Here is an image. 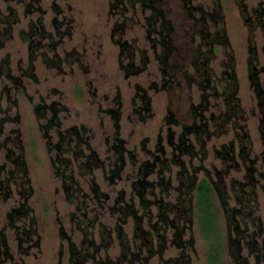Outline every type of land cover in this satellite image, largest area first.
Returning a JSON list of instances; mask_svg holds the SVG:
<instances>
[{"label": "trees", "instance_id": "16d2710c", "mask_svg": "<svg viewBox=\"0 0 264 264\" xmlns=\"http://www.w3.org/2000/svg\"><path fill=\"white\" fill-rule=\"evenodd\" d=\"M161 1L110 0V11L113 14L126 17L120 22L116 21L112 29V35H118L114 42L120 47V68L126 76L141 73L147 67L148 60L145 51L141 55V64L137 65L135 63L136 44L122 39L131 20L125 13L136 3H139L142 9L150 10V14L146 16L149 25L146 37L153 43L152 48L156 59L162 65H168V60L176 50L171 38L173 26L171 21L165 17L163 9L159 7ZM17 2L22 3L25 15H32L34 12L39 14L28 21L27 28L19 29V36L28 43L30 50L29 65L24 70L23 76L36 77L34 61L38 56L48 66L56 67L61 71L64 61L72 63L79 59L74 50L67 52L63 57L57 52L63 38L72 33L70 23L68 22L66 27L64 21L59 19L62 9L57 0L52 2V9L56 14L52 18L53 29L50 30L44 23L45 10L42 8L40 0H30L29 2L17 0ZM238 3L242 7L243 21L248 29V74L250 86L260 110V128L264 137V82L262 80L264 64L260 65L259 63L255 41L257 29H260L264 35V8H257L250 14L244 0H239ZM194 9L195 7L190 11L191 16L194 15ZM197 20L204 22L212 20L215 25L214 31L201 32L203 42L194 55V61L197 63L196 68L202 79L199 83L202 90L201 97L198 103L191 101L188 105V112L192 120L190 123H181L173 111H168L166 121L169 127L166 140L171 147L169 154L162 142V137L159 138L154 152L147 148V140H144L142 149L152 157L138 162L137 155L127 149L126 140L121 135L122 110L120 107L111 108L107 111L113 117L114 134L111 143L110 139H107L112 154L108 157L109 162L106 169L105 159L100 157L96 149L92 148L89 141L90 136L84 125L62 128L63 121L59 118V113L66 107L60 106L57 101L47 103L45 100L34 106V112L41 120L39 128L46 138L47 148L50 152H54L51 158L53 173L60 178L67 200L77 202V208L82 209L83 205L86 206L85 199L83 200L84 204H82V200L78 203V199L88 196L83 190L78 175L93 174L94 170L101 168L106 172V179L114 183L122 178L128 160L132 165H137V177L131 182V196L127 199L126 191L121 189L113 204L109 206L111 213L118 219L117 232L123 236L121 252L118 257L111 259L108 255H101L103 251H107L113 246V236L107 233L105 239L97 243L94 232L97 216L90 218L86 213H83L77 220V226L83 232L82 242L77 243L63 227L60 229L61 237L67 244L69 264H149L150 259L157 255L160 256V264H191L187 250L189 247H193L194 239L192 237L185 239L184 235L193 222L198 224L200 234L207 242L208 264H219L224 258L226 259V255L232 257L233 264H252L251 259L254 264H264V242L259 240V237L264 233L263 219L257 213L259 193L264 194V169L258 167L257 162L262 159L264 165V148L261 155L252 157L251 145L245 144L246 141H249L250 135L245 129V123H240L242 120H246V116L237 97L238 81L233 52L231 51L229 54L225 52L226 55H229V60H227L226 68L221 75L216 76L208 67L214 57V45L219 43L224 48L230 45L221 16L218 17L216 13L202 10ZM20 21L19 12L14 6L8 5L5 10L0 8V49L4 48L6 43L13 38L16 26ZM158 22L160 25L156 26ZM158 43L160 51H156ZM42 48L44 50H41ZM125 59L128 61L124 62ZM10 63L8 55L1 60L0 79L7 77L13 83L12 88L23 92L25 85L22 76L12 72ZM184 77L186 82L191 85L193 81L191 76L184 74ZM174 84L177 85V82ZM167 88H172V85L168 86L165 82L157 90ZM6 89L9 92V87ZM138 96L142 100V106L136 112L144 121L152 116V102L145 90H139ZM211 96L216 99L222 97L226 106L223 111L206 116L205 112L208 111ZM117 101L121 104L119 96H117ZM0 110L7 113L9 108L0 107ZM17 119L18 116L13 118L9 115L2 116L0 118V134H2L7 121H16ZM210 122L214 127L212 130L209 127ZM230 122H233L234 127L239 125L242 129L238 135L240 141L238 156L241 162L236 159L235 144L234 141H231L230 145L225 144L222 149L216 150L222 158L223 164L221 168H215L214 175L202 164L187 163L184 159L185 155L190 156L191 159L200 154L205 155L207 140L210 136L214 133L224 132L225 126ZM174 125H181V130L177 132L172 128ZM52 130L55 131L57 137L55 141L52 140ZM12 132L13 135L7 136L5 140L16 143L15 140H20L21 131L15 128L12 129ZM191 135L194 136L197 144L190 140ZM16 144L19 146L18 143ZM197 145H199L198 148ZM8 150L7 158L11 162L10 169H7L5 164L0 165V173H4L3 178L0 174V196L3 200L11 195L12 183L18 187V184L21 183L25 186L30 184L29 170L24 154L22 152L15 154L13 149ZM173 166H178L175 175V180L178 181L177 185H174L171 177H167L166 174L168 172L169 176L171 175ZM242 167H244L243 179L233 177L228 186L225 178L230 170H239ZM201 171L204 172V175L198 178V173ZM153 174L157 175L156 179H150ZM25 186L24 189H20L19 193L26 201L8 211L6 227L15 231L18 251L22 254H29L31 247L39 245V236L33 208L27 203L33 194L32 187H26L29 188L27 190ZM91 191L96 203L104 207L108 194L101 191L97 183L91 185ZM173 192H176L174 199H172ZM153 208L156 210L155 213L152 212ZM128 218L134 221V235L140 240L139 244L131 243L123 232V224L127 222ZM153 218L156 220L152 221ZM24 219L29 220L28 225L22 223ZM146 220L150 229L144 228ZM150 221L153 223H149ZM6 227L0 230V264H5L14 258L5 231ZM170 228L173 230L172 244L180 247L182 251L175 257L165 259L163 257L167 240L165 232ZM34 237H37V240L31 243ZM216 238H219L218 241ZM245 250H247V255ZM220 253L225 256L223 258L221 256L222 261L218 256Z\"/></svg>", "mask_w": 264, "mask_h": 264}, {"label": "rangeland", "instance_id": "374dc122", "mask_svg": "<svg viewBox=\"0 0 264 264\" xmlns=\"http://www.w3.org/2000/svg\"><path fill=\"white\" fill-rule=\"evenodd\" d=\"M25 1L29 2L30 0ZM238 1L189 0L186 2V0H162L159 7L163 9L165 17L172 23L171 38L176 47L168 60V65L165 66L156 59L152 48L153 43L151 39L146 37L149 27L146 16L150 14V10L142 9L139 3L130 7L125 15L131 20L122 39L136 44L135 63L137 65L141 64V55L145 51L148 60L147 67L141 73L126 76L120 68V47L114 42L118 35H112L114 23L120 22L126 17L113 14L110 11V0H57L62 9L59 19L64 21V26L67 27L68 22L72 26L71 35L63 38L57 52L63 57L67 52L74 50L79 59L72 61V63L64 61L61 71L56 67L48 66L38 56L34 61L36 77L30 78L23 76L24 70L29 65L30 50L28 43L19 36V29L27 28L28 21L39 14L34 12L32 15H25L22 3L17 2V0H0L1 9L5 10L8 5L14 6L21 19L16 26L13 38L6 43L4 48L0 49V62L8 55L12 72L22 76L25 85L22 92L12 88L13 83L7 77L0 79V107L9 108L7 113L0 110V118L4 115H9L12 118L18 116L16 121H7L2 134H0V165L5 164V167L10 169L11 162L7 158L8 149H13L15 154L22 152L27 161L30 178V184L27 186L21 183L18 184V187L12 183V193L7 199L3 200L0 196V230L6 227L8 211L26 201L21 197L20 189H24V186L25 188L32 187L33 194L27 203L33 208L39 236V245L31 247L29 254H22L18 251L15 231L7 226L5 231L14 258L5 264H69L67 244L65 239L61 237L60 229L63 227L77 243L82 242L83 232L78 228L77 220L83 213H86L90 218L97 216L94 229L97 243L105 239L107 233L113 236V246L109 250L103 251L101 255H108L111 259L118 257L121 252L123 236L117 232L118 219L116 215L111 213L109 206L113 204L121 189L126 191L127 199L131 196V182L137 177V165H132L131 161L128 160L122 178L114 183L106 179V172L101 168L94 170L93 174L78 175L83 190L88 196L78 199V203L82 200V204H84L83 200L85 199L86 206L83 205L82 209L77 208V202L67 200L60 178L53 173L51 158L54 152H50L47 148L46 138L39 128L41 120L37 118L34 106L45 100L47 103L57 101L60 106L66 107L59 113V118L63 121L62 128L84 125L87 128V134L90 136L89 141L92 148L96 149L100 157L105 159L106 169L108 168V157L112 154L109 150V142L113 141L114 134L113 117L107 111L111 108H121V135L126 140L127 149L137 155L138 162L152 157L151 154L142 149L144 140H147V148L154 152L159 138L162 137V142L169 154L171 147L166 140L169 127L166 121L168 111H173L181 123H190L192 120L188 112V105L191 101L198 103L201 97L202 90L199 83L202 79L196 68L197 63L194 61V55L203 42L201 32L214 31L215 29L212 20L205 22L197 20L202 10L216 13L218 17L221 16L230 44L225 48L219 43L214 45V57L209 62L208 67L216 76L221 75L226 68L227 60H229L228 54L233 52L238 81L237 97L246 116V120H242L240 123H245V129L250 135L249 141H246L245 144L251 145L252 157L253 155H261L264 148V137L260 128V110L250 86L248 74V29L244 24L242 7ZM52 2L53 0H40L42 8L45 10L44 23L49 30L53 29L52 18L56 14L52 9ZM244 2L250 14L257 8H264V0H244ZM193 7H195L194 15L191 16L190 11ZM157 25L159 26L160 22L156 23ZM255 34L259 63L263 65L264 35L260 29H257ZM156 47V51H160L159 43ZM225 52L228 54L226 55ZM49 54L52 55L51 52ZM127 61V59L124 60V62ZM184 74H189L193 79L191 85L186 82ZM262 80L264 82V73ZM165 82L168 86L172 85V88L157 90ZM174 82H177V85ZM6 87H9V92ZM218 89L221 90L220 87ZM139 90H145L152 102V116L144 121L136 112L142 106V100L138 96ZM117 96H119L121 104L117 101ZM225 106L222 97L216 99L211 96L209 108L205 115L217 114L223 111ZM236 126L238 127H234L233 122H230L225 126L224 132L211 135L207 140L205 155L200 154L192 159L185 155L184 159L188 164L191 162L193 165H204L214 175L215 168H221L223 164L222 158L216 150L222 149L225 144L230 145V142L234 141L235 156L237 161L241 162L238 156L240 151L238 135L242 129L239 125ZM209 127L211 130L214 129L211 122ZM15 128L21 131L20 140H15L19 146L12 141L6 142L5 140L7 136L13 135L12 129ZM172 128L179 132L181 125H174ZM51 134L52 140L55 141L57 138L55 131L52 130ZM107 139L110 141L108 142ZM190 140L196 143L193 135L190 136ZM196 147L198 148L199 145ZM68 155L70 154L68 153ZM257 165L264 169L262 159L257 162ZM177 170L178 166H173L170 176L166 172L167 177H171L174 185L178 184V181L175 180ZM0 174L3 178L4 173ZM203 175V171L199 172L198 178ZM243 175L244 167L239 170L231 169L225 181L229 186L233 177L243 179ZM156 178L157 175L153 174L150 179ZM94 183L99 185L101 191L108 194L104 207L99 206L93 198L91 185ZM175 195L176 192H173L172 199L175 198ZM155 211L153 208L152 212L155 213ZM257 213L263 219L264 228V194L262 192L259 193ZM155 220L156 218H153L152 221ZM152 221L149 223H153ZM28 222V219L22 221L26 225ZM222 222L224 223L223 220ZM123 225V232L130 242L139 244L140 240L134 235V221L128 218ZM144 228L150 229L147 220L144 222ZM165 235L167 240L163 257L167 259L179 255L182 249L171 242L173 230L171 228L166 229ZM191 237L194 239V245L187 250L191 264H208V245L200 234L196 222L187 228L184 235L185 239ZM218 239L216 238L217 241ZM36 240L37 237H34L31 243ZM259 240L264 242V233L259 237ZM221 254L218 256L222 261L225 256ZM245 254L247 255V250H245ZM222 262L219 264H233L232 257L227 255ZM160 263L161 259L158 255L149 261V264ZM251 263L254 264L253 259H251Z\"/></svg>", "mask_w": 264, "mask_h": 264}]
</instances>
